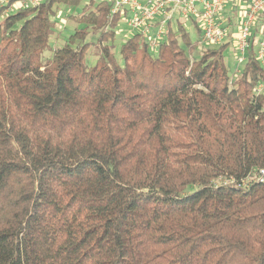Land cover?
Wrapping results in <instances>:
<instances>
[{"label":"trees","instance_id":"obj_1","mask_svg":"<svg viewBox=\"0 0 264 264\" xmlns=\"http://www.w3.org/2000/svg\"><path fill=\"white\" fill-rule=\"evenodd\" d=\"M18 1L0 5V264H264V18L232 77L228 42L195 56L180 19L118 60L107 0L45 58L54 5L80 0Z\"/></svg>","mask_w":264,"mask_h":264},{"label":"built area","instance_id":"obj_2","mask_svg":"<svg viewBox=\"0 0 264 264\" xmlns=\"http://www.w3.org/2000/svg\"><path fill=\"white\" fill-rule=\"evenodd\" d=\"M10 0H0L5 5ZM41 0H19L13 6H32ZM110 3V14L120 13L121 19L126 16L129 29L144 36L150 48H155L159 40L167 32V23L174 20H195L199 22L203 41L216 44L229 35L230 28L226 26V12L230 3L236 6L238 18L234 46L237 51L235 63L244 60L253 26L256 21L264 18V0H107ZM224 13V14H223ZM233 15V13H232ZM154 25V26H153ZM154 28V31H153ZM256 58L264 69V32L257 39ZM264 90V82L254 89L258 94ZM259 181H262L264 170L259 171Z\"/></svg>","mask_w":264,"mask_h":264},{"label":"rangeland","instance_id":"obj_3","mask_svg":"<svg viewBox=\"0 0 264 264\" xmlns=\"http://www.w3.org/2000/svg\"><path fill=\"white\" fill-rule=\"evenodd\" d=\"M90 0H80L77 5H64V4H55V14L53 16V20L55 22V27L53 30V34L49 38V48H47L42 56L45 58H49L52 54V50L55 48L61 47L66 39L74 32L76 28L82 27V25L77 21V16L82 12L84 6ZM100 0H95L98 2ZM18 7V6H17ZM16 9V6L12 7V10ZM226 12V9L224 10ZM233 13V15H232ZM230 14L233 19L230 24L226 23V26H229L230 31L233 29L236 30L238 18L236 17V13L233 11L226 12V15ZM126 16L123 17L118 25L117 33L113 39L104 41L106 44L111 46V50L115 54V57L119 60V46L124 41L129 34H132L134 31L129 29L126 24ZM183 27L186 31L189 32L190 42L195 43L201 37V30L199 27V22L197 23V27L200 32L197 31V28L194 27L193 23L190 22V19L184 21ZM129 29V30H128ZM129 31V32H128ZM85 42L89 43L88 49L85 53V63L89 66L94 65L96 63L97 57L99 55V35L96 32L89 31L85 36ZM212 45L209 42L203 41L201 38V42L197 44V48L193 51V55H197L199 50L202 48H206L207 46ZM237 56V51L233 42H228L223 49V57L224 62L228 67L229 74L234 77L236 67L238 70L241 69V63H235L234 59ZM237 73V72H236ZM193 188H189L191 190Z\"/></svg>","mask_w":264,"mask_h":264},{"label":"crops","instance_id":"obj_4","mask_svg":"<svg viewBox=\"0 0 264 264\" xmlns=\"http://www.w3.org/2000/svg\"><path fill=\"white\" fill-rule=\"evenodd\" d=\"M224 14V13H223ZM154 26V25H153ZM129 30V29H128ZM153 31H154V28H153ZM129 32V31H128ZM236 33V30L235 29H233L230 33H229V35H227V37L223 40L224 42H233V44H234V41H235V34ZM130 35V34H129Z\"/></svg>","mask_w":264,"mask_h":264}]
</instances>
